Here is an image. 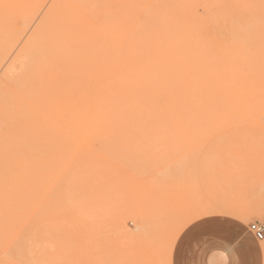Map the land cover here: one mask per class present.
Returning <instances> with one entry per match:
<instances>
[{
  "label": "rangeland",
  "instance_id": "rangeland-1",
  "mask_svg": "<svg viewBox=\"0 0 264 264\" xmlns=\"http://www.w3.org/2000/svg\"><path fill=\"white\" fill-rule=\"evenodd\" d=\"M54 1L0 0V40L19 38L0 80ZM70 2L99 13L86 59L0 115V264H171L195 221L249 239L264 223V0ZM238 210L248 227L215 217Z\"/></svg>",
  "mask_w": 264,
  "mask_h": 264
},
{
  "label": "bare ground",
  "instance_id": "bare-ground-1",
  "mask_svg": "<svg viewBox=\"0 0 264 264\" xmlns=\"http://www.w3.org/2000/svg\"><path fill=\"white\" fill-rule=\"evenodd\" d=\"M45 1L43 0V3ZM43 3H35L34 8L26 12L28 16L22 22L23 31L30 27ZM94 4L88 3L80 7L72 5L70 0H55L51 4L34 31H30L32 34L0 80V115L8 114L12 121L25 107L20 98L24 93L34 89L33 83L36 80L39 82L42 80V83L46 82L45 80H54V67L86 59L85 49L92 40L91 25L96 26L99 18ZM5 16L3 19L7 21ZM18 41L19 38L16 36L3 37L0 40V46L3 48L0 64L8 59ZM91 63L86 60L83 64ZM0 122L4 120L0 118Z\"/></svg>",
  "mask_w": 264,
  "mask_h": 264
},
{
  "label": "crops",
  "instance_id": "crops-1",
  "mask_svg": "<svg viewBox=\"0 0 264 264\" xmlns=\"http://www.w3.org/2000/svg\"><path fill=\"white\" fill-rule=\"evenodd\" d=\"M237 214L227 218L234 224L246 225L248 213L238 210ZM197 221L187 226L178 237L172 251L171 264H246L242 258L241 251L257 248L260 264H264V247L256 240L254 235L246 239L244 235L236 237H225L217 234L194 235L192 228Z\"/></svg>",
  "mask_w": 264,
  "mask_h": 264
},
{
  "label": "built area",
  "instance_id": "built-area-1",
  "mask_svg": "<svg viewBox=\"0 0 264 264\" xmlns=\"http://www.w3.org/2000/svg\"><path fill=\"white\" fill-rule=\"evenodd\" d=\"M249 229L257 241H264V223L254 221L249 225Z\"/></svg>",
  "mask_w": 264,
  "mask_h": 264
}]
</instances>
